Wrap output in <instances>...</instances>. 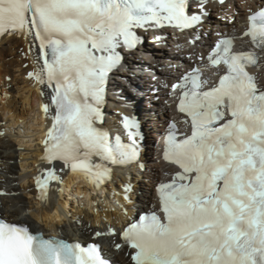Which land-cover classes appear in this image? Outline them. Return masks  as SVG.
Here are the masks:
<instances>
[{
	"label": "snow or ice",
	"instance_id": "obj_1",
	"mask_svg": "<svg viewBox=\"0 0 264 264\" xmlns=\"http://www.w3.org/2000/svg\"><path fill=\"white\" fill-rule=\"evenodd\" d=\"M194 3L195 12L193 0H0V35L32 38L38 67L28 76L46 98L38 199L47 205L65 169L99 188L111 165L138 160V120L122 118L126 140L102 127L109 76L143 42L138 30H192L195 44L207 0ZM243 36L251 47L236 51L234 37L218 34L207 62L200 56L170 85L183 118L169 123L162 157L175 170L158 183V204L119 233L115 247L131 250V264H264V83L248 71L264 60V6L249 10ZM131 191L129 182L125 199ZM0 264L110 262L97 244L0 219Z\"/></svg>",
	"mask_w": 264,
	"mask_h": 264
},
{
	"label": "bare ground",
	"instance_id": "obj_2",
	"mask_svg": "<svg viewBox=\"0 0 264 264\" xmlns=\"http://www.w3.org/2000/svg\"><path fill=\"white\" fill-rule=\"evenodd\" d=\"M263 4L264 0H235L231 5L207 3L210 14L203 17L198 29L200 39L195 44L192 40L196 32L192 30H138L143 46L126 53L124 68L114 73L103 125L117 130L124 116H137L150 137L144 147L141 145L139 164L115 171L99 188L85 176L65 169L60 173L63 182H52L51 187L57 190L49 192L47 205L38 199L34 179L48 167L41 157L50 126L42 111L46 98L28 76L38 67L37 51L30 47L31 37L0 35V217L27 224L45 236L82 243L97 241L114 264H131L126 257L129 249L123 246L114 251L112 242H120V229L134 214L157 204L158 183L169 178L166 172L175 170L161 159L162 134L174 108V97L164 88L165 82L174 81L188 63L186 56L204 53L211 42L217 41L218 34L234 37L236 49L246 48L249 41L242 36L246 17L250 9ZM212 72L208 71V75L212 76ZM254 72L264 83V63ZM129 182L132 191L128 193L130 199H125L123 189ZM103 193L105 197L101 199L99 194ZM113 201L120 206L115 207ZM98 232L103 235H96Z\"/></svg>",
	"mask_w": 264,
	"mask_h": 264
},
{
	"label": "rangeland",
	"instance_id": "obj_3",
	"mask_svg": "<svg viewBox=\"0 0 264 264\" xmlns=\"http://www.w3.org/2000/svg\"><path fill=\"white\" fill-rule=\"evenodd\" d=\"M22 56H24V55H22ZM149 134H148V132H147V136H146V139L148 140L150 137L148 136ZM146 141V140H145ZM148 144V143H147ZM144 174H145V171L143 172V174H142V176H141V178L142 179H144L143 177H144ZM104 195V196H103ZM99 197H101V199H103L104 197H105V193H103V194H99ZM113 204H115L116 206L115 207H118V206H120V203L119 202H117V201H113ZM111 208L112 209H114V207L113 206H111ZM70 209V208H69ZM70 211L72 212V210L70 209Z\"/></svg>",
	"mask_w": 264,
	"mask_h": 264
}]
</instances>
